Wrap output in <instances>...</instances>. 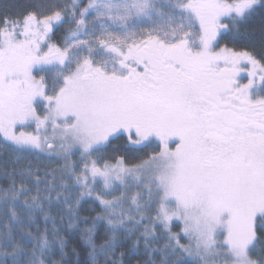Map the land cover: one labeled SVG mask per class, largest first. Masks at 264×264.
<instances>
[{
	"label": "snow or ice",
	"instance_id": "1",
	"mask_svg": "<svg viewBox=\"0 0 264 264\" xmlns=\"http://www.w3.org/2000/svg\"><path fill=\"white\" fill-rule=\"evenodd\" d=\"M0 264H264V0L0 9Z\"/></svg>",
	"mask_w": 264,
	"mask_h": 264
},
{
	"label": "trees",
	"instance_id": "2",
	"mask_svg": "<svg viewBox=\"0 0 264 264\" xmlns=\"http://www.w3.org/2000/svg\"><path fill=\"white\" fill-rule=\"evenodd\" d=\"M20 2H22V0H0V9H3L8 6L16 5ZM254 23L258 26L259 21L257 20Z\"/></svg>",
	"mask_w": 264,
	"mask_h": 264
}]
</instances>
